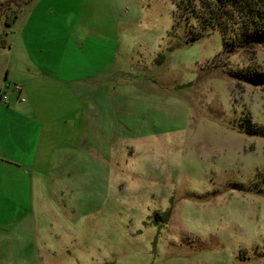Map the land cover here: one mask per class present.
I'll return each mask as SVG.
<instances>
[{"label":"rangeland","instance_id":"rangeland-1","mask_svg":"<svg viewBox=\"0 0 264 264\" xmlns=\"http://www.w3.org/2000/svg\"><path fill=\"white\" fill-rule=\"evenodd\" d=\"M181 1L0 0V108L16 109L4 116L25 103L13 87L49 75L28 87L61 100L54 133L85 152L33 207L36 174L9 188L0 168V195L30 209L0 220V264H264V83L241 77L264 71V47L226 50ZM26 21L51 29L21 55Z\"/></svg>","mask_w":264,"mask_h":264},{"label":"crops","instance_id":"crops-1","mask_svg":"<svg viewBox=\"0 0 264 264\" xmlns=\"http://www.w3.org/2000/svg\"><path fill=\"white\" fill-rule=\"evenodd\" d=\"M48 13L47 11L46 14ZM0 19L3 20L4 16L1 15ZM16 19V15L13 19L8 17L9 26ZM28 22L26 21V23L19 26L14 39V44L18 43L17 52L21 55L26 51H31L34 42L32 40L27 41V38H34L32 33L35 34L36 39L41 37V39L45 40L51 29L47 23L28 25ZM4 41L6 42V40ZM38 52H42V50L40 49ZM5 68V63L1 61L0 78ZM43 77L44 79H41L37 75H30L26 81H20L21 85L17 84L12 88L13 91L21 95L18 100L20 102L25 101L24 104L18 105L17 109L21 112L18 114L19 117L11 119L4 116H8L9 111H15L16 109H12L14 107L9 108L6 106L0 108V161L6 163L3 167L1 165L0 168L8 174L7 181L5 180V182L9 188H12L14 186L13 183L19 180L18 175L22 174V172L31 170L33 174H36V176H32V204L35 200V190L37 191L39 187L41 189L46 187L45 184H47L48 179L46 176L49 173L59 168H61V172L66 168H80V164L85 159V152L80 149L82 147L81 138L77 140V144L70 145V141H64L61 135L54 133L55 127L58 125L64 126L68 121L67 117L61 115V109L64 107L61 100L55 98L54 102L52 98L50 102L44 101L28 87L29 83L38 81L39 79L50 80L49 75ZM72 81L68 80V82ZM74 81V84L78 86L85 85L86 83V80L82 78H75ZM0 103L4 102L0 101ZM15 112L12 113L16 115ZM80 112V110H77L76 116ZM26 115H29V117ZM80 158L82 159L79 161ZM54 159H56V162H54ZM76 170L78 169H72L71 172L75 173ZM29 212V206L19 201L15 191L3 192L0 195L1 223L6 221L14 225L22 224L28 220Z\"/></svg>","mask_w":264,"mask_h":264},{"label":"trees","instance_id":"trees-1","mask_svg":"<svg viewBox=\"0 0 264 264\" xmlns=\"http://www.w3.org/2000/svg\"><path fill=\"white\" fill-rule=\"evenodd\" d=\"M199 2L200 5L195 0H182L178 7L183 12H187L188 16L193 15L201 28H217L226 50L233 45L243 48L264 47V0H200ZM241 77L252 83H264V71L247 70L241 74ZM157 214H155L156 222L159 220L166 223L169 220L170 209L165 210L162 215ZM160 216L162 218H159Z\"/></svg>","mask_w":264,"mask_h":264},{"label":"built area","instance_id":"built-area-1","mask_svg":"<svg viewBox=\"0 0 264 264\" xmlns=\"http://www.w3.org/2000/svg\"><path fill=\"white\" fill-rule=\"evenodd\" d=\"M8 100V97H7V95H2V96H0V101H2V102H6Z\"/></svg>","mask_w":264,"mask_h":264}]
</instances>
